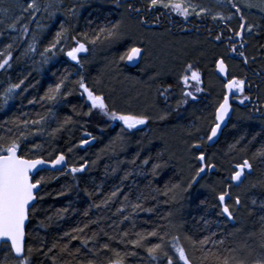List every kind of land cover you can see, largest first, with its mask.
<instances>
[{
  "label": "trees",
  "instance_id": "16d2710c",
  "mask_svg": "<svg viewBox=\"0 0 264 264\" xmlns=\"http://www.w3.org/2000/svg\"><path fill=\"white\" fill-rule=\"evenodd\" d=\"M104 1H106L104 4L111 8L94 6L89 8L84 14L82 24L91 33L106 23H116L118 12L116 0ZM119 4H124V0H119ZM128 4L140 8L147 7L144 2L142 3V0H130ZM160 12V10L156 9L152 12L132 13H135V16H139L141 20L147 21L142 23V29L164 30L162 32L167 33L172 38H177L178 36L197 38L200 41L199 47L212 53L210 64L203 65L204 67L200 69L203 72L206 87L212 88L210 85L211 80H220L215 74L214 76L212 75L213 68L211 64L216 58L214 48L224 51L226 55L231 53L229 41H227L225 49L223 45H220V42L214 39L213 34H222L223 24H216L208 18L195 19L190 21L189 27L187 26L191 32L177 33L173 31L171 33L166 25L160 26V24H157L156 17ZM105 13H109V15L105 16ZM202 24H206V27L199 28L198 26ZM191 26L195 27L193 28L194 30L191 29ZM209 29L212 32H209ZM224 32L227 35H231V33H227V30H224ZM25 42L26 34L22 33L18 37L16 44L11 49H8L7 52H11L12 55L11 67L8 68L6 66L5 69L0 70L1 82L8 81L9 76H11L14 84H16L23 80L21 76L26 77L27 69H24L23 72H16L19 66H23L18 63V56L24 50H29V46L25 45ZM30 45L35 46L34 39H32ZM127 45L128 42L123 44L124 50ZM216 45L218 47H215ZM262 46H264V37H259L257 45L252 51V53L258 51V59L256 61L250 60L249 73L244 68H240L243 74L242 77L249 74L253 77L251 84L254 89L250 93V100L259 105L260 112L264 109V101L258 97V94L261 90L264 92V79L257 73L260 72L261 68H264V63H262L264 61V47ZM245 49L246 46L242 51L246 53L247 49ZM7 52H5V55H7ZM29 52L27 60L31 58L34 51L29 50ZM3 58L0 57V61ZM120 67L126 75L135 78L134 74L137 72L138 66L133 69L127 66V68H124L125 66L120 62ZM176 70L178 71V67H176ZM167 71L170 72L168 69L163 72L167 73ZM175 71L172 74L169 73L172 77L169 76L168 79H165L164 73H159L158 70H151L149 73L153 79L151 84L152 94H154L152 115H156L160 110L164 113L166 110L164 105L166 104L169 116L166 120L154 121L149 119L147 127L150 131L144 136L141 133L127 136L124 131H121V123L119 121L109 120L100 114L98 110H91L92 115L90 116L84 115V113L90 111L91 105L87 100L86 94H81L82 89L76 83L81 79V73L75 74V64L71 63L67 56L62 57L57 64L50 67L46 77L36 76L37 79L35 81H32L34 80L32 79L31 83L24 84L13 106L0 116V136H4L7 139L17 134L20 130L12 121L18 119L22 124L24 120L39 119L40 116H46L50 109H56V122L48 127L45 135L33 140L22 141L21 153L31 155L34 145H42L39 154L45 158H51L49 153L55 155L64 152L69 166L88 164L85 172L76 174V179H73L71 174L61 175L59 172L50 171L47 173L42 171L40 173L47 176L48 182L41 185L37 203L35 204V212H30L29 224L26 229L25 248H43L44 253L47 255L34 251L31 255V264H53V258H55V264H87L89 260L94 261L95 264H107L108 259H114L112 252L100 251L98 256H94L93 253L88 251V248L99 251L104 244H108L110 248H114L121 253L126 250L138 253L137 256L128 257L125 264H156V262L150 260L143 249H133L128 241L135 240L137 238L135 233L137 232H150L153 230H159L161 234L165 231L169 232L167 239L171 241L172 236L175 235L174 227H161L162 225H169L171 218L176 220L175 222L178 224L174 229L182 232V236H179V243L185 247L182 243L183 240L187 245V252L193 258L194 264H200V258L203 254L193 249L189 240L185 237L204 239L212 236L214 241L224 239L227 245L237 247L238 241L233 233L244 231L248 235L247 240H245L247 244L257 250L258 243L260 244L261 242L259 237L261 227L257 224L260 222V215L262 214L260 210L258 208L254 210L251 201L249 202V199L245 200L243 205H241L240 211L243 223L239 224L235 219V224L230 225L220 214V209L216 206L215 193L211 190L214 187L219 192L226 186L221 181H227V177L230 175L228 174L229 167L232 168L230 158L236 159L241 156L240 154L236 153L237 155L227 157L222 165L216 160L217 163H215L218 167H222L220 172L205 176L198 184L192 186L189 191L183 193L182 197L178 196L175 201L170 199L171 194L169 196L162 194L166 190V185L170 186L181 181L186 184V180H189L188 178L193 174L187 177L184 170L179 167L178 162L167 155L162 141L157 135L154 137V131L157 129H162L165 126L181 125L177 123L175 118L180 114H184L185 106L182 105L179 112L175 111L179 102L178 98H175L177 92V84L174 79ZM86 73L89 75V69H87ZM142 73L143 71L141 75ZM28 77L30 82L29 73ZM62 79H64L62 93L65 94L66 98H58L55 102L41 99L49 88L55 87ZM88 80L84 82L90 88L92 87L90 84H93V82L90 79ZM165 88L170 89L167 99L160 95V91ZM69 92H71V95H67ZM212 94L213 97L217 98V92L212 90ZM200 98H203L202 95L199 96ZM187 99L189 103L195 101L191 98ZM29 101H35V103H29ZM109 107L114 110L111 105ZM235 109L243 111L247 118L236 121L234 119ZM234 112L217 144L208 148L207 152L210 159L217 158V153L213 155V151H220L219 148L228 150L231 145L239 140L240 143L236 145V149L243 152V155L253 164V172L249 176H252L250 179L255 182L257 179L262 178L260 174L261 167L264 169V163H261V158L255 157L257 152L264 150V125L261 124V121L264 120V115L260 116V118L259 116L257 117L255 106L247 105L246 103L240 106L234 104ZM195 115L204 117L205 114L203 115L200 111H197L195 114L188 116L181 126L190 130L194 123L197 125ZM208 115L211 117L210 111L205 116ZM67 117H71L73 123L64 126L63 131L55 136L51 135L55 129L64 125V120ZM212 118L214 121V117ZM8 129H11V132ZM85 132L90 133L92 138L95 137V143L83 148L78 147L80 141L84 139L83 134ZM69 148L72 149L71 152H69ZM160 153H163V156H160ZM145 160H148V164H144ZM156 163H160L162 167L153 174V165ZM192 165H195L194 162ZM194 170L195 168L193 167V172ZM125 177L127 178L125 179ZM199 185L207 186V189L193 194L192 191H195V188ZM114 191L118 193L115 197L112 196ZM250 191L258 202L264 201L263 189L257 188ZM250 191L248 193L251 199ZM61 192L64 194L61 195ZM40 196H43V199H40ZM125 197H127V200H125ZM179 200L182 201V205H180ZM135 204H140L142 207L133 208ZM120 209H123V211H120ZM148 209H151V211H148ZM85 212H87V215H85ZM169 213H171V216H169ZM126 216L128 219H125ZM49 217H52V219L49 220ZM76 228H84V231L77 233L74 231ZM125 232L128 233L127 237L123 235ZM65 233H71L78 236L79 239L73 240L70 236H65ZM93 234H95L94 240ZM176 236L178 235L176 234ZM109 237L114 239H109ZM84 239L89 241L87 248L81 243V240ZM245 241L243 240L242 243L244 244ZM151 242L158 241L152 238ZM53 244L59 247L49 252L48 249L52 248ZM64 245H67V252L60 251V247ZM208 247L211 248V244ZM77 248L80 249V252L75 255ZM169 250L174 252L170 245ZM245 258L249 259V261L252 259L248 256ZM0 264H8V261H6V250L3 247L0 249ZM160 264H164V262L161 261Z\"/></svg>",
  "mask_w": 264,
  "mask_h": 264
},
{
  "label": "snow or ice",
  "instance_id": "6c2138e0",
  "mask_svg": "<svg viewBox=\"0 0 264 264\" xmlns=\"http://www.w3.org/2000/svg\"><path fill=\"white\" fill-rule=\"evenodd\" d=\"M143 2L144 0H142V3ZM116 3L119 7V0H116ZM146 3V8L135 7L129 4L127 5V10L141 13L142 11L152 12L156 9H166L170 10L171 13H175L176 15L183 17L185 20H187L190 15H195L197 18L210 15L213 21L224 22L221 30L222 34H213L216 41L222 43V37L226 36V39L229 41L231 53L242 57V63L244 65H249L250 59L251 61H256L258 59L255 55L249 59V57H247L245 52L241 51V49H243L244 45L247 43L244 35L245 32L253 37H264V24L257 25L254 22H249L243 14V9L247 8L250 11L252 9H257L259 12L264 13V0H258V3L253 2V0H243L242 5L239 0H236V2H234V0H217L218 4L227 3L230 8L235 9V14L230 13L228 15L212 13L210 9L201 7L200 5L185 3L184 0H146ZM48 7L50 8L52 5L49 4ZM197 8H200V11H197ZM44 10L47 11L48 9L45 8ZM23 11L28 12L31 19L35 20L36 17L32 15V13L39 12L40 8L37 5L36 0H31ZM72 11L73 14H75V10L73 9ZM51 14L54 15V13ZM22 19L24 18L19 17L16 22L19 23ZM156 19H159V17L157 16ZM234 19L238 22L237 29L230 27V22ZM146 22V20L140 21V23ZM10 27L12 31L17 30L15 24H12ZM61 29V31L56 33L54 40L48 47L45 48L44 52L55 55L56 51H63V48H58V45L66 43L67 39L70 38L75 41V44L66 52V55L78 64L81 62L79 54L89 52L90 49L87 46L88 44L95 46L98 43L104 42H108L110 44L119 43L127 38V32L124 29L122 21L115 24L99 26L92 33V35H89L87 32L81 33L80 35L82 39H77L76 36H69L68 29L63 25H61ZM224 30H227V33H231V35H227ZM23 31L25 33L28 31L27 24L24 25ZM209 32H212V30L209 29ZM236 38L244 41V43L240 44L239 48L233 43ZM11 48L12 44H8L7 49ZM7 49L5 50L6 52ZM29 50L35 51L34 46L29 45ZM144 51L145 50L138 46V44H133L120 57V60L133 62L141 58ZM0 57H4L2 61H0V70L5 69L6 66L10 68V61L12 60L11 52H7V55H5V52H0ZM47 59L48 57H45V62H47ZM262 63H264V61H262ZM215 66L218 73L226 78L228 77L229 68L223 57L215 61ZM184 73L185 74L181 78V83L185 86V88L192 87V85L189 84V81H194L196 86L195 92H202L203 89L199 87L202 83L200 72L198 70H194L192 64H187V67L184 69ZM188 73H190V75ZM257 74L261 75L262 79H264V68H261L260 72ZM246 80L247 77L243 79L235 77L226 79V82L224 83L226 92L222 97V102H220L216 107L214 121L208 128L205 135H199L201 129L195 123L192 125V128L187 133V135L192 139L185 142V152L191 159L198 162L193 166L195 168L194 174L186 184L181 181L179 183L171 184L170 186L166 185V190L162 193L163 195L169 196V194H171L170 199L175 201L178 196L182 197L183 193L189 191L193 185L198 184V182L203 180L209 173L220 172L221 169L218 165L209 158L207 149L214 146L216 139L222 131V125L229 117V113L232 110L229 100L230 95L234 92L240 93L242 96V99L239 100L240 104H244L245 101L251 99L250 96L244 95ZM76 83L78 84V87L82 89L81 94H86L87 100L91 105L90 111L84 113V115L90 116L92 115L91 110H98L100 114L107 117L109 120L121 122L124 129L128 130L136 129L139 126L148 123L149 117L144 114L118 113L117 111L110 109L109 105L105 102V97L101 94H96L93 90H91L85 84L83 78ZM23 84L24 80H21L19 83L12 84L7 89L2 97L3 104H0V110L8 104L9 100L12 99L13 95L17 93ZM249 87H251V85H249ZM63 88L64 79H62L60 83H57L55 87L49 88L45 96L41 99H45L49 102H55L58 98H66L65 94L62 93ZM169 92L170 89L165 88L160 91V95L167 99V94ZM67 95H71V92L67 93ZM182 96L185 97V99H181L177 103L175 108V111L177 112L180 111L182 105L188 103L187 98H191L192 100L197 99V96L192 91H182ZM29 103H35V101H29ZM167 118V114H161L159 116L160 120H166ZM46 120V116H40L39 119L31 121L24 120L22 124L18 119L14 120L12 123L18 129L24 130L19 131L18 134L12 135L7 139L4 136H0V247H3L6 250V261H8V264H31V255L34 251L44 253L43 248H25L26 222L29 220L30 212H35L36 206L33 202L36 201L39 196L38 190L41 188L42 184L48 182L47 176L40 174L41 171L47 173L51 170H58L61 175L71 174L73 179H76L77 173H83L88 168L87 163L79 166H69L64 152H60L55 155L49 153L51 158H45L39 154L42 149V145H34L31 155L21 153V142L27 140L29 135L39 134V130L35 133L28 131L27 126L29 124L33 126H42ZM72 123L73 120L71 117L65 118L64 125L55 129L51 135L55 136L57 133L63 131L64 126ZM8 131L11 132V129H8ZM90 135L91 134L88 132L84 133L85 137ZM92 139H95V137ZM241 139H243V137H241ZM90 143L91 141L89 139H82L78 147L83 148L85 145ZM239 143V140L236 141L235 144L230 146L231 149L235 150L236 145ZM71 151L72 149L69 148V152ZM159 155L163 156V153H160ZM255 157L261 158V163H264V150L257 152ZM144 164H148V160H145ZM161 167L162 165L160 163L154 164L153 174H155ZM65 168L68 169L67 172H65ZM252 172L253 164L249 159L245 158L242 162L236 163L232 166V171L227 177V181H221L226 184L225 187H223L219 192H217L214 187L211 189L215 193V199L217 201L216 206L219 207L220 214L226 217L229 221L235 219L233 208L238 210L242 204V198L239 191L240 189L244 188L245 185H247L248 190L257 188L264 189V177L257 179L255 182H249L250 176L248 174ZM34 175L38 178H34ZM126 178L127 177H125V179ZM233 189L237 190V194L235 196H233ZM63 194L64 193L61 192V195ZM117 194L118 193L116 191L112 192L113 197ZM40 199H43V196H40ZM125 200H127V197H125ZM251 204L254 206V210L255 208H258L262 213L260 215L262 227L259 232L261 241L259 245L260 251L256 252V250L248 245L246 241L244 242V247L237 248L227 245L224 239L214 241L212 236L204 239H192L191 237H185L189 240L193 249H196L203 254L200 258V264H264V201L258 202L253 198L251 200ZM141 207L142 206L140 204L133 205V208ZM120 211H123V209H120ZM148 211H151V209H148ZM85 215H87V212H85ZM169 216H171V213H169ZM48 219L51 220L52 217H49ZM125 219H128V217L126 216ZM85 227H87V225H85ZM161 227H175V225L170 222L169 225H162ZM74 231L80 233L84 231V228H76ZM123 235L127 237L128 233L125 232ZM65 236H70L73 240L79 239L78 236L72 235L71 233H65ZM135 236L137 238L135 240L128 241V243L132 245L133 249H143L147 253L150 260L156 262V264H160L161 261H163L164 264H181V262L182 264H193L186 248L180 245L179 236L173 235L171 241H169L167 239L169 232L165 231L161 234L159 230L137 232L135 233ZM152 238H155L158 242H151ZM94 239L95 234H93V240ZM109 239L114 238L109 237ZM119 242L122 243L123 241ZM81 243L87 248L89 241L84 239L81 240ZM210 244L211 248L208 247ZM169 245L176 254L175 258L169 252ZM57 247L59 246L53 244L52 248H49L48 251L51 252ZM60 251L67 252V245L60 247ZM88 251L93 253L94 256H98L100 251L112 252L114 259H108L107 264H125L128 257L138 255L136 251L126 250L121 253L114 248H110L108 244L102 245L99 251H94L92 248H88ZM245 251H247V256L252 258L250 261L240 255V253ZM79 252L80 249L77 248L75 255H78ZM44 254L47 255L46 253ZM53 264H55V258H53ZM87 264H95V262L89 260Z\"/></svg>",
  "mask_w": 264,
  "mask_h": 264
},
{
  "label": "rangeland",
  "instance_id": "374dc122",
  "mask_svg": "<svg viewBox=\"0 0 264 264\" xmlns=\"http://www.w3.org/2000/svg\"><path fill=\"white\" fill-rule=\"evenodd\" d=\"M30 2L31 0H0V52H6L5 50L7 49L8 44H12V47L16 44L18 37L22 33H25L23 31L25 24H27L28 26V31L25 33V45L29 46L32 39L35 40V51L32 53L31 58L27 60L28 54H30V52L28 49H26L22 52V54L18 56L17 59L18 63H21V65L26 68H24L23 66H19L16 69V72H23L24 69H27L29 76L31 77L29 82L28 73L26 77L21 76V78H23L24 80V84L35 81L37 79L36 76L43 78L46 77L47 73L50 70V67L57 64L62 59V57L67 56L66 52L70 50L72 46H74L75 41L68 38L66 43L58 45V48H63V51H56L55 55H53L52 53L44 52L45 48L48 47L50 43L54 40L56 33L62 30L61 25L68 29L69 36H76L77 39H82L80 35L81 33L87 32L89 33V35H92L91 31H88L86 26H83L82 24L83 17L86 11L94 6H99L102 8L109 7L104 4V2H106L104 0H36L40 11L32 13V15L36 17L35 20H32L29 13L23 11V9L26 8L27 4ZM184 2L194 5H200L201 7L210 9L212 13H219L222 15H228L230 13L235 14V9L230 8L227 3L218 4L217 0H184ZM234 2H236V0H234ZM239 2L242 5L243 0H239ZM253 2L258 3V0H253ZM144 3L147 5L146 0H144ZM49 4H51L52 7L49 8ZM45 8H47L48 10L45 11ZM73 9L75 10V14H73ZM158 10L169 13L171 16L175 17L181 22H188L202 18H208L212 20L210 15H205L202 18H197L195 15H190L188 19L185 20L183 17L178 16L175 13H171L170 10ZM117 11L118 12L116 23L121 21L123 22L124 29L127 32V38L119 43L110 44L108 42H104L98 43L95 46L88 44L87 46L90 50L89 52L84 53L83 55H79V59L81 62L75 65V74L78 75L81 73V78H83L84 81L90 79L93 82V84H90V86H92L90 88L96 94L103 95L105 97V102L111 105L114 110L118 113L144 114L148 116L149 119L158 121L160 120L159 116L161 114H167V116H169V112L167 105L165 104L164 107H166V110L164 113L159 109L161 112L159 111L156 115H152V111L154 110V94H152L151 88L153 79L149 73L151 70H158L159 73H161L164 70L168 69L170 70V72H163L165 79H168L170 76L169 73L172 74L173 71L176 70V67H178V71L176 70V73L174 74V79L177 84V92L175 94V98H178V101H180L181 99H185V97L182 96V91L186 90L192 91L197 96V98H199L200 95H202L203 98H200V102L192 101L190 103L188 102L187 104H185L184 114L176 116L175 119L177 123L182 125V123H184L183 121L186 120L188 116L195 114L197 111H200L203 115H206V113L210 111L211 117L209 115H204V117H201L200 115H195V118H197V126L201 129L199 135H205L208 128L213 123L212 117H214L216 107L221 102L222 97L224 95V84L218 79H212L210 84L212 88L206 87L203 79V72L200 70L204 67L203 65L210 64V62L212 61V53L208 50L201 49L199 47L200 41L197 38H188L183 36L172 38L171 36L167 35V33L162 32L164 30H150V28L142 29L143 25L142 23H140L141 18L139 16H135V13L133 14L131 11H128L127 4H120V6L117 8ZM197 11H200V8H197ZM51 13H54V15ZM243 14L246 16V19L249 22H254L257 25L264 24V13L259 12L257 9H252L250 11L249 9L245 8L243 9ZM108 15L109 13H105V16ZM19 17H23L24 19L20 20V22L17 23L16 21ZM213 22L216 24L224 23L221 21ZM12 24L16 25V31L11 30L10 26ZM109 24L111 23L109 22L108 24L106 23L104 25ZM230 27H232L233 29H237L238 22L236 19L230 22ZM244 35L247 40V43L245 44L247 49H245V55L249 57V59L253 55L258 57V51H256L255 53H252V51L257 45V40L259 37L250 36L247 32H245ZM126 42H128V45L124 50L123 44H125ZM133 44H138V46L142 47L145 50L142 54L141 62L136 69L137 72L134 74L135 78L126 75L120 67L121 62L122 65L125 66L124 68H127L125 65V61H121L120 57ZM215 47L218 46L216 45ZM214 49L213 50L216 52V58L211 64V67L213 68L212 75L214 76V64L216 59L223 57L226 60L231 76L242 79L241 76H243V74L238 63L231 60L224 53V51H219L218 48ZM45 57H48L47 62H45ZM187 64H192L194 70H198L201 74L202 83L199 85V87H201L203 91L200 93L195 92L196 86L194 81H189V84L192 85V87L189 88H185V86L181 83V78L185 74L184 69L187 67ZM87 69H89V75H87L86 73ZM142 71L143 73L141 75ZM188 74L190 75V73ZM12 84H14V80L11 76H9V79L6 82L0 81V104H3L2 97ZM24 84L17 91V93L13 95L12 99L9 100L8 104L4 106L2 110H0V116L6 113L13 106L17 95L20 94ZM212 90L217 92V98L213 97ZM251 90L253 91L252 88ZM263 93L264 92L261 90L258 94V97L262 98V101H264ZM244 95L250 96L246 86L244 90ZM240 99H242L240 93L235 92L233 103L240 106ZM46 117L47 120L42 126H33L31 124L27 126V130L30 132L35 133L37 132V130H39V134L29 135L27 140L36 139L47 133L48 127H50L52 123L54 124V122H56V109H50L47 112ZM246 118L247 116L243 111H240V109H235L234 119L236 121L245 120ZM253 120L256 121L255 119ZM261 124L264 125V120L261 121ZM181 125L165 126L162 129H157L154 131V137H156L155 135H157V137L162 141L167 155L169 157L174 158L178 162V164L180 165L179 167L184 170L185 175L188 177L192 173L194 174L192 163L194 162L195 165L197 163L194 159H191L185 152V142L191 140L192 138L187 135L189 131L188 128L182 127ZM120 127L121 129H124L122 123ZM23 130L24 129H20L19 131ZM123 131L127 136H134L138 133H141V135L144 136L147 135L150 130L147 127V124H145L139 126L136 129H124ZM83 138L90 139L92 138V135L88 137L84 136ZM219 150L220 151L212 152L213 155L217 153V158H213L212 160L216 163V160H218L221 165L225 162L227 157H230L232 155L240 154L241 156L237 157L236 159H233L231 157V166L233 164L242 162L243 159L246 158L243 155V152H241L240 150L238 151V149L231 150V148H228V150H223L219 148ZM219 168L221 169L222 167L219 166ZM231 171L232 168L229 167L228 174H230ZM260 174L262 175V177H264V169L262 167ZM186 181L188 182V180ZM249 182L251 183L254 181H251L250 179ZM206 189L207 186L203 187L199 185L197 188H195V191L193 190L192 192L194 194ZM247 189V185H245L244 188L239 190L242 198L241 205H243V201L245 200L249 199L250 202L251 199H256L254 194L250 190L248 191H250L251 199L249 198V193ZM236 194L237 190L234 189L233 196H235ZM179 202L180 205H182V201L179 200ZM240 211L241 206L238 210L233 208V214L235 219L239 222V224H242L243 219L241 217ZM172 219L173 218L170 219V222L171 224L175 225L174 228H176L178 224L175 222L176 220ZM259 221L260 222L257 224H259V227H262V222L261 220ZM174 228L173 231L175 232V235L177 234L178 236H182V232H178V230ZM233 235L238 241L237 248L244 247L242 241L247 240V233L244 231H238L234 232ZM182 243L186 247V250H188L187 245L184 243L183 240ZM259 245L260 244L258 243L256 252L260 251ZM169 252L175 258V252H172L170 250ZM246 253L247 251L240 253V255H245V257H247ZM188 255L193 261L191 255Z\"/></svg>",
  "mask_w": 264,
  "mask_h": 264
},
{
  "label": "flooded vegetation",
  "instance_id": "af4514ba",
  "mask_svg": "<svg viewBox=\"0 0 264 264\" xmlns=\"http://www.w3.org/2000/svg\"><path fill=\"white\" fill-rule=\"evenodd\" d=\"M130 2V0H124V4H127V5H129L128 3ZM158 17H159V19H157V24H160V26H167L168 27V29H169V31L171 32V33H173V31H175V32H180V33H185V31H187L188 33L189 32H191V30L189 29L188 30V27H189V25H190V21H188V22H181L180 20H177L175 17H173V16H171L169 13H167V12H163V11H161L159 14H158ZM188 26V27H187ZM199 28H205L206 27V24H202L201 26L199 25L198 26ZM193 28H195L194 26H191V29L192 30H194ZM164 29H165V27H164ZM175 29V30H174ZM221 35V34H220ZM223 38V42L221 43L220 42V45H223L224 46V48L226 49V46H227V39H226V36H224V37H222ZM233 43L238 47V46H240V44H242L243 43V41L242 40H240L239 38H236L234 41H233ZM245 46L246 45H244V48H245ZM244 48L243 49H241V51L242 50H244ZM228 55V57L231 59V60H233V61H235L236 63H238V65H239V67L240 68H244L245 69V71H247L248 73H249V70H248V66L249 65H244L243 63H242V57H239L238 55H235V54H233V53H230V54H227ZM218 60V59H217ZM214 70H215V64H214ZM242 77V76H241ZM245 77H247V80H246V88L248 89V93L250 94V93H252V90H251V88L252 89H254V87H253V85L251 84L252 83V79H253V77L249 74V75H247V76H244V77H242V78H245ZM230 78H233V76H231V74H230V71H229V78L228 79H230ZM237 78V77H236ZM238 79H240V78H238ZM220 81L224 84L225 82L223 81V80H221L220 79ZM249 85H251V87H249ZM249 88H250V90H249ZM186 91H188V90H186ZM200 99L199 98H197L195 101H199ZM252 100H248V101H246V104L247 105H254L255 106V108H256V115L257 116H262V114H264V109H263V111L262 112H260V107H259V105L258 104H256L255 102H252ZM233 105H234V103H233ZM257 109H259V110H257Z\"/></svg>",
  "mask_w": 264,
  "mask_h": 264
},
{
  "label": "water",
  "instance_id": "95a60500",
  "mask_svg": "<svg viewBox=\"0 0 264 264\" xmlns=\"http://www.w3.org/2000/svg\"><path fill=\"white\" fill-rule=\"evenodd\" d=\"M83 54H84V53H80L79 55H83ZM142 54H143V53H142ZM141 57H142V55H141ZM67 58L71 61V63H73V64H75V65L77 64L75 61H72L68 56H67ZM140 61H141V58H139V59H137V60H135V61H133V62H127V61H125V65H126L127 67L133 69V68H136V67L139 65ZM214 74H215V76H216L217 78L223 80L224 82H226V79L229 78V75H228V77L226 78V77H224L223 75H221L220 73H218L217 70H216V66H215ZM225 92H226V90H225V88H224V94H225ZM234 95H235V92H234L233 94H231L230 97H229L230 104H231V106H232V110H231L230 113H229V117L225 120L224 124L222 125V131H221V133L219 134L218 138L216 139L214 145L217 144V142H218L219 139L221 138V135H222L224 129L228 126V124H229V122H230V120H231V117H232L233 112H234V105H233V98H234ZM221 102H222V100H221ZM89 140L91 141V143L88 144V145H85L84 147L91 146V145H93V144L95 143V139L90 138ZM211 147H213V146H211ZM211 147H209V148H211ZM67 163H68V160H67ZM197 163H198V162H197ZM233 165H235V164H233ZM233 165H232V166H233ZM65 171H68V169L65 168ZM41 172H42V171H41ZM50 172H59V171H58V170H51ZM213 173H215V172H213ZM213 173H209L208 176H210V175L213 174ZM202 175H203V174H202ZM34 177H35V175H34ZM195 185H196V184H195ZM195 185H193V186H195ZM40 190H41V188H40L38 191L40 192ZM36 203H37V200L33 202V204H36ZM30 208H31V206H30ZM222 216H223V215H222ZM223 217H224V216H223ZM224 218L226 219V217H224ZM226 220H227V219H226ZM227 221L230 223V225H234V224H235V220H231V221L227 220ZM28 224H29V220L26 222V229H27ZM25 244H26V236H25ZM0 249H1V247H0Z\"/></svg>",
  "mask_w": 264,
  "mask_h": 264
},
{
  "label": "bare ground",
  "instance_id": "6f19581e",
  "mask_svg": "<svg viewBox=\"0 0 264 264\" xmlns=\"http://www.w3.org/2000/svg\"><path fill=\"white\" fill-rule=\"evenodd\" d=\"M249 175V174H248ZM235 220V219H234Z\"/></svg>",
  "mask_w": 264,
  "mask_h": 264
}]
</instances>
